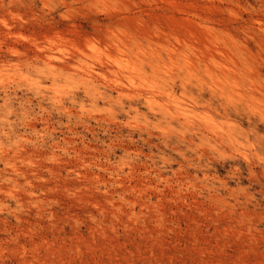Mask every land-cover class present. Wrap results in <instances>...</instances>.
Wrapping results in <instances>:
<instances>
[{
  "label": "rangeland",
  "instance_id": "374dc122",
  "mask_svg": "<svg viewBox=\"0 0 264 264\" xmlns=\"http://www.w3.org/2000/svg\"><path fill=\"white\" fill-rule=\"evenodd\" d=\"M0 264H264V0H0Z\"/></svg>",
  "mask_w": 264,
  "mask_h": 264
}]
</instances>
